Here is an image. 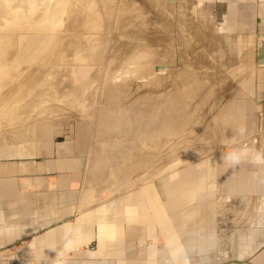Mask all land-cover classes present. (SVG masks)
<instances>
[{
    "label": "rangeland",
    "instance_id": "374dc122",
    "mask_svg": "<svg viewBox=\"0 0 264 264\" xmlns=\"http://www.w3.org/2000/svg\"><path fill=\"white\" fill-rule=\"evenodd\" d=\"M220 5L0 0V41L7 43L0 48V143L75 140L88 160L83 187L97 189L98 200L235 150L264 154V76H258L264 66L257 62V35L230 30L227 8ZM11 18L25 26L5 27ZM247 38L252 45L241 47ZM44 39L47 46L26 62V44L35 40L40 48ZM97 40L104 44L94 57L89 45ZM250 54L255 73L241 63ZM120 74L128 81L114 94L108 88ZM254 138L258 144L243 147Z\"/></svg>",
    "mask_w": 264,
    "mask_h": 264
},
{
    "label": "crops",
    "instance_id": "0c3cea01",
    "mask_svg": "<svg viewBox=\"0 0 264 264\" xmlns=\"http://www.w3.org/2000/svg\"><path fill=\"white\" fill-rule=\"evenodd\" d=\"M217 1L257 47L264 0ZM215 158L98 200L75 140L0 143V264H264V154Z\"/></svg>",
    "mask_w": 264,
    "mask_h": 264
},
{
    "label": "bare ground",
    "instance_id": "6f19581e",
    "mask_svg": "<svg viewBox=\"0 0 264 264\" xmlns=\"http://www.w3.org/2000/svg\"><path fill=\"white\" fill-rule=\"evenodd\" d=\"M21 1L23 2V0H21ZM90 7H91V6H90ZM90 7H88V8H90ZM43 9H47V6H45V4L43 5ZM3 15H4V13H3ZM137 15H138V14H137ZM5 23H6V24H5V27H8V26H9L10 28L13 27L12 29H14L15 27H16V28H19L18 26H21V27L25 26V25H23V26H22V25H19V23H17V19L15 20V18H14V19L11 18L8 22L6 21ZM2 24H3V23H2ZM20 24H21V23H20ZM24 24H25V23H24ZM26 24H27V23H26ZM0 25H1V23H0ZM26 26H27V25H26ZM51 27H52V25L49 23V24H48V28H51ZM145 27H146V26H145ZM35 28H36V25H35ZM12 29H11V30H12ZM53 29H55V28L53 27ZM113 29H114V28H113ZM9 30H10V29H9ZM11 30H10V31H11ZM16 31H17V30H16ZM13 32H14V31H13ZM0 34H1V33H0ZM33 35H34V34H33ZM21 36H25V35L23 34V35H21ZM27 36H29V35L27 34ZM37 37L42 38L41 36H37ZM33 38H34V37H33ZM45 39L47 40L48 38H45ZM45 39H44L43 41H39V43H41L40 46H39L40 48H36V47L33 45V44H35L36 42H38V41H35L36 38H35V40H34V42H33L32 44H26V46H27V49H26V50H27V53H25V56H27L26 62H27L28 59L34 60V58H35V56H36L35 53H37L38 49H42V47L44 48V47L47 46V45H44V44H43V42L45 41ZM39 40H40V39H39ZM27 41H28V37H27ZM31 41H32V40H31ZM97 41L100 42L99 40H97ZM97 41H96V42H97ZM157 41H158V40H157ZM5 42H6V41H4V42H2V40L0 41V48H6V47H7V43L4 44ZM166 42H167V41H166ZM157 43H158V42H157ZM46 44H47V43H46ZM103 44H104V43H103ZM103 44L100 42V44H99V43H92L91 45H89V49H90V51H91V52H94V51H95V52H94V57L100 54V51H101L100 49H102L101 46H102ZM161 44H162V43H161ZM161 44H160V45H161ZM167 44H168V43H167ZM107 45H108V44H107ZM166 46H167V45H166ZM102 47H103V46H102ZM75 52L80 54V49H76ZM4 54H5L6 57L9 56V52H8L7 50L4 52ZM44 54H45V52L42 53V56H44ZM79 54H78V55H79ZM48 55H49V54H48ZM85 55H86V54H85ZM106 55H107V54H106ZM108 55H109V54H108ZM9 57H13V55H10ZM108 57H110V55H109ZM117 59H118V58H117ZM125 59H126V57H125ZM18 60L21 61V60H22L21 57L18 56ZM104 60H105V59H104ZM118 60H119V59H118ZM130 60H131V59H130ZM134 60H135V59H134ZM16 61H17L16 59H12V60H11V62H16ZM29 61H30V60H29ZM107 61H108V60H107ZM109 61H110V60H109ZM115 61H116V60H115ZM120 61L123 62V60H120ZM30 62H31V61H30ZM117 62H118V61H117ZM127 62L129 63V60H128ZM127 62H126V63H127ZM137 62H138V61H137ZM141 62H142V61H141ZM18 63H19V62H17V65H18ZM13 64H15V63H13ZM106 64H107V63H106ZM108 64H109V63H108ZM116 64H117V63H116ZM139 64H140V63H139ZM15 65H16V64H15ZM28 65H29V62H28ZM130 65H131V63H130ZM134 65H136V64H134ZM11 66H12V65H11ZM18 66H22V65L19 64ZM23 66H24V65H23ZM262 66H264V65H262ZM28 67H29V66H28ZM117 67H118V65H117ZM129 67H130V66H129ZM129 67H128V68H129ZM23 68H24V67H23ZM98 68H99V67H98ZM107 68H108V66H107ZM128 68H127V69H128ZM136 68H137V65H136ZM29 69H30V68H29ZM112 69H114V68H112ZM112 69H111V70H112ZM118 69H119V67H118ZM129 69H130V68H129ZM129 69H128V70H129ZM131 69H132V67H131ZM148 69H149V68H148ZM24 70H25V69H24ZM26 70H27V69H26ZM26 70H25V71H26ZM99 70H100V69H99ZM99 70H98V71H99ZM111 70H110V72H111ZM132 70H133V69H132ZM132 70H131V71L129 70V71L131 72V75H132ZM25 71H24V72H25ZM113 71H114V70H113ZM133 71H134V70H133ZM135 71H137V70H135ZM150 71H151V70H150ZM102 72H103V71H102ZM106 72L109 73V71H106ZM106 72H105V73H106ZM114 72H115V71H114ZM130 72H129L128 74H130ZM145 72H146V70H145ZM107 73H106V74H107ZM133 73H135V72H133ZM136 73H137V72H136ZM141 73H144V72H141ZM117 74H118V72H117ZM145 74H146V73H145ZM147 74H148V73H147ZM104 75H105V74H104ZM109 75H110V74H109ZM113 75H114V74H113ZM113 75H111V76H113ZM131 75H130V76H131ZM134 75H135V74H134ZM148 75H149V74H148ZM150 75H151V73H150ZM105 77H107V76L105 75ZM122 77H123V79H122ZM137 77H138V76H137ZM137 77H136V78H137ZM66 78H67V77H66ZM132 78H133V76H132ZM141 78H142V77H141ZM110 79H111V78H110ZM127 79H128V78H127ZM134 79H135V77H134ZM59 80H61V79H59ZM118 80H121V81L119 82ZM126 81H128V80H126V79L124 78V76H122V74H120L119 76L116 75V77L113 79V81H111V82H112V83H111V86H109L108 89H110V91H112L114 94H117V92H119V91L122 92V87H124L123 84H125ZM62 82H63V81H62ZM69 82H70V81H69ZM69 82H67V84H68ZM71 82H73V81H71ZM71 82H70V83H71ZM74 82H75V80H74ZM86 82H87V81H86ZM86 82H85V83H86ZM109 82H110V80H109ZM58 83H59V82H58ZM88 83H89V81H88ZM88 83H87V85H88ZM97 84H98V83H97ZM109 84H110V83H109ZM60 85H61V84H60ZM68 85H69V84H68ZM75 85H76V84H75ZM75 85H74V88L77 86V85H76V86H75ZM79 85H80V84H79ZM79 85H78V86H79ZM91 85H92V84H91ZM122 85H123V86H122ZM54 86H55V84H54ZM54 86H53V87H54ZM58 86H59V85H58ZM62 86H63V85H62ZM81 86H83L84 89H85V86H86V85L83 84V85H81ZM121 86H122V87H121ZM125 86H126V85H125ZM186 86H187V85H186ZM51 87H52V86H51ZM60 87H61V86H60ZM67 87H68V86H67ZM184 87H185V86H184ZM61 88L63 89V87H61ZM70 88H71V87H70ZM186 88H187V87H186ZM53 89H54V88H53ZM56 89H57V88H56ZM59 89H60V88H59ZM59 89H58V90H59ZM80 89H81V88H80ZM182 89H183V88H182ZM65 90H66V89H65ZM124 90H125V88H124ZM177 90H178V89H177ZM180 90H181V89H180ZM48 91H50V90H48ZM60 91H61V90H60ZM70 91H72V89H71V90L69 89L68 92H70ZM76 91H77V89H76ZM73 92H74V91H73ZM181 92H182V91H181ZM190 92H191V91H190ZM61 93H62V92H61ZM70 93H71V92H70ZM186 93H187V91H186ZM65 94H66V97L69 96L68 93H63V95H65ZM72 94H73V93H72ZM184 94H185V93H184ZM51 95H52V93H51ZM55 95H56V94H55ZM61 95H62V94H61ZM80 96H81V93H80V95H79L78 97H80ZM178 96H179V95H178ZM61 97H63V96H61ZM75 97H76V96H75ZM179 97H180V96H179ZM52 98L55 99L56 97H55L54 95H52ZM57 98H59V96H57ZM80 98H81V97H80ZM75 99H78V98H75ZM75 99H73V100L76 101ZM80 100H81V99H80ZM179 100H180V99H179ZM59 101H61V100H59ZM59 101H58V102H59ZM175 102H176V101H175ZM78 103H79V102H78ZM82 103H83V102H82ZM178 103H180V102H178ZM80 104H81V103H80ZM144 109H145V108H144ZM10 118H11V117H10ZM260 142H261V140H260ZM258 143H259V141H258ZM258 143H257V144H258ZM182 157H183V156H182ZM155 168H156V167H155Z\"/></svg>",
    "mask_w": 264,
    "mask_h": 264
},
{
    "label": "water",
    "instance_id": "95a60500",
    "mask_svg": "<svg viewBox=\"0 0 264 264\" xmlns=\"http://www.w3.org/2000/svg\"><path fill=\"white\" fill-rule=\"evenodd\" d=\"M257 62L259 65H264V38L261 37L258 41V47H257ZM262 109V108H261ZM258 138H254L252 140V144L250 143H246L244 144V148H250V147H253L252 145H255L258 143Z\"/></svg>",
    "mask_w": 264,
    "mask_h": 264
}]
</instances>
